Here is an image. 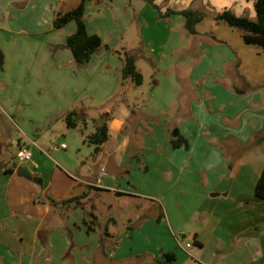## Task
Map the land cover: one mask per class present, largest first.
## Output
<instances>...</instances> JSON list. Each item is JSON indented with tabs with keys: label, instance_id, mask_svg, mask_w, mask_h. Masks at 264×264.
Masks as SVG:
<instances>
[{
	"label": "crops",
	"instance_id": "1",
	"mask_svg": "<svg viewBox=\"0 0 264 264\" xmlns=\"http://www.w3.org/2000/svg\"><path fill=\"white\" fill-rule=\"evenodd\" d=\"M139 1L85 3L86 30L98 35L102 44L88 63L77 67L66 48H55L74 33L75 23L53 29L52 20L56 13L75 8L80 0H0V115L14 126L18 119L28 141H18L17 148L30 151L32 145L48 155L43 147L52 151L51 147L33 140V131L52 118L64 121L71 110H82L92 123L94 118L83 99H93V86L83 92L98 75L112 71L113 43L121 41L129 30V21L120 15L121 7L128 2L132 11H137L143 6ZM210 1L200 0L205 4ZM217 1L229 10L236 1L237 11L231 10L234 14L254 17L252 0ZM197 2L153 0L152 4L157 9L165 4L160 9L163 14L167 9H194ZM246 7L251 12L243 10ZM201 21L195 26L196 34L205 35L199 31ZM210 36L228 52L226 66L211 68L207 74L213 75L217 88L223 84L232 92L225 91L231 97L221 101L222 110L212 114L214 117L202 114L201 105L195 110L191 99L181 98L173 103L171 117L162 120L165 125L160 131L152 129L146 137L143 125L148 126L149 119L144 118L151 116L143 110L136 115L128 105L104 108L109 138L97 157L81 165H54L68 173L72 170L86 187L75 198H63L58 190L56 200L47 197V190L60 175L52 168L49 185L44 187L31 151L25 171L35 181L17 175L11 163L0 165V264H155L166 261L167 253L173 254V259L166 264H264V201L254 195L263 165L226 164L219 142L234 139L222 146L232 153L231 149L242 144V135L263 134L264 97L261 95L260 101L256 94L252 99L241 98L233 90L263 87L259 74L264 72L260 64L264 49L245 44L240 34L233 40ZM181 73L191 83L194 69L185 68ZM175 128L177 135L186 139L187 148L172 147L169 129ZM261 138L264 140V135ZM66 149L65 144L56 151ZM145 149L149 154L142 163L132 164L130 158ZM103 156L104 165H94ZM11 162L20 165L15 156ZM91 194L95 203L84 207V199ZM102 201L115 219L103 223L97 216L96 204ZM120 203L121 218L127 221L126 226L121 222V228L116 216L120 213L112 210H120Z\"/></svg>",
	"mask_w": 264,
	"mask_h": 264
},
{
	"label": "rangeland",
	"instance_id": "2",
	"mask_svg": "<svg viewBox=\"0 0 264 264\" xmlns=\"http://www.w3.org/2000/svg\"><path fill=\"white\" fill-rule=\"evenodd\" d=\"M197 1V3H194L193 8L203 13V20L199 25V31L206 32L205 35L189 34L186 32L183 28V18L180 15L160 16V9L165 8V4L155 9L147 0H141L139 2L143 6L138 7L137 11L135 8V12L132 11L133 6H130L128 2L124 7H121L120 15H124L126 20L129 21V30L121 41L118 40L116 43H113L115 53L111 51L109 58L112 71L108 75H98L96 80H92L91 86L89 88L86 87V91L83 92L88 93L90 87L93 86V99H83V102L86 103L85 106L89 107L87 112H91L92 118L99 119L104 113V108L115 109V105H128L129 111L131 110L136 115L143 110V113L151 116L144 118L149 119L147 122L148 126L143 125V134L148 137L146 134H149L152 129L160 131L165 125L162 120L171 117L173 103H177L181 98L191 99L195 110H198L199 105H201L199 110L203 112L202 114H206V117H214L213 115L217 111L222 110L223 103L221 104V101H225L231 97L229 94H226L230 90H226V87L222 86L223 84H219L220 87L217 88L216 82H213V75L207 73L210 72L211 68L219 69L218 67L220 66V68L226 66L225 59L228 49L224 50V48H221L222 44L218 40L212 39L210 34L220 38L232 39L240 33L238 30L224 23H217L213 20V17L225 7L219 1L211 0L207 4L200 2V0ZM233 2V4L231 3L233 6L231 10L236 12L238 4H236V1ZM124 9H127L128 12L125 13ZM163 10L165 11L166 9ZM243 10L251 12L249 7L243 8ZM244 14L246 15V13ZM251 19H254V17ZM124 54L133 57L134 66L142 77L139 85H136L130 77H121L122 57ZM117 55H120L119 59ZM260 64L261 66L264 65L263 58L260 60ZM185 68L194 69L191 83L189 77H185L181 73L185 71ZM259 76L262 77V82L259 85L263 86L259 87L260 89L246 90L243 91V94L233 90V93H237L236 95L241 98L248 96L247 99H252L255 97L253 94H256L260 101V96L264 97V72L261 71ZM177 78L178 80H176ZM106 84L107 86L105 87ZM213 100L214 102H212ZM246 104L252 107L249 102H246ZM205 116L203 120L206 119ZM85 120L86 124L79 120L77 127L73 129L67 128L62 119L56 118H52L49 122L40 123V125L36 126V131H33V140H41L45 146L50 147L53 146L51 144L59 142L67 145L66 150L55 152L43 147V150H46L49 156L41 152L40 154L32 145L29 147L33 155L32 159L36 162L34 165L38 167L36 171L40 172L44 179V187L49 185V174L54 165H81L86 159L92 161L93 157H97V154L93 152L94 146L92 144H88L87 142H85L87 144L82 143V140L90 132H93L92 123L87 122V115ZM14 122L16 126L9 119L0 115V139L2 143L0 145V165H4L5 163L12 164L11 158L15 156L19 149L17 148V142L27 140L21 132L18 119L15 118ZM195 124L197 128L199 122L196 121ZM172 132L169 129V133L171 134ZM191 133L193 134L194 132L192 131ZM262 135H264V130ZM262 135H242V144L231 149L232 153L222 146L230 144L235 140L228 137L221 139L219 141L221 143L220 147L223 150L221 156L225 163L230 165H264V140L261 138ZM148 140L145 139L147 144ZM106 145L103 146L105 149ZM137 152L139 154L131 157L130 162L140 165L142 163L141 159L145 154H149V151L145 149V153H142L140 150ZM94 165H104V156L97 160ZM19 166L28 171L26 162L20 163ZM54 169L60 176L58 180L53 181L47 190L46 194L48 198H55L56 200L58 198L56 190L60 191L63 198L66 199L75 198L82 194V190H85L86 187L79 183L75 177L77 176L76 173L70 169H68L70 173L61 171L58 166ZM126 201L128 200H121L119 202L125 203ZM83 202L84 207H90L91 203H95V197L92 194L88 197L86 196ZM102 202L104 204H96L97 216L102 217L103 223L110 217L115 219L110 214L111 208L109 205L105 201ZM119 208L120 210H112H117V213H120L116 216H118L117 221H119V227L121 228V224L124 222L126 226L127 221L121 218L122 204L119 205Z\"/></svg>",
	"mask_w": 264,
	"mask_h": 264
},
{
	"label": "trees",
	"instance_id": "3",
	"mask_svg": "<svg viewBox=\"0 0 264 264\" xmlns=\"http://www.w3.org/2000/svg\"><path fill=\"white\" fill-rule=\"evenodd\" d=\"M87 1L89 0H80L75 8L66 12L56 13L52 20L53 29L62 28L71 21L75 23L76 28L74 33L67 36L63 46H57L55 48H66L71 53L73 62L77 67H81L88 63L91 56L101 48L102 44L98 35L89 34L86 30L83 15L85 3ZM152 1L153 0H147L148 3L157 9V7L152 4ZM252 2L254 19L249 18L245 14L236 15L229 9H223L213 17V20L238 30L245 44L255 45L264 49V0H252ZM169 14H179L182 16L183 27L189 34H196L195 26L203 18L202 12L191 8L180 11L167 9L165 13L160 14V16H168ZM122 59L121 77H130L136 85H139L142 81V77L134 66L133 57L124 54ZM235 90L238 93L243 92L238 89ZM85 117L86 115L82 110H71L67 112L64 117L65 125L67 128L73 129L77 127L79 120L86 124ZM92 124L93 132L87 135L83 141L92 144L94 146V154H98L102 144L109 138L107 118L102 116L99 119H93ZM170 141L173 148H179L180 146H184L185 148L188 147L186 139L181 135L171 138ZM5 172L7 171L5 170ZM254 195L259 200L264 201V165L254 186ZM164 256L166 261L173 259V254L171 253H167ZM166 261H156L155 264H166Z\"/></svg>",
	"mask_w": 264,
	"mask_h": 264
},
{
	"label": "built area",
	"instance_id": "4",
	"mask_svg": "<svg viewBox=\"0 0 264 264\" xmlns=\"http://www.w3.org/2000/svg\"><path fill=\"white\" fill-rule=\"evenodd\" d=\"M65 148V144L61 143L59 145H53L50 149L52 151H56V150H59V149H64ZM15 161L17 163H28L31 161V153L30 151H28L27 149H24V148H20L16 154H15ZM190 247V244L189 243H186L185 245V248H189Z\"/></svg>",
	"mask_w": 264,
	"mask_h": 264
},
{
	"label": "water",
	"instance_id": "5",
	"mask_svg": "<svg viewBox=\"0 0 264 264\" xmlns=\"http://www.w3.org/2000/svg\"><path fill=\"white\" fill-rule=\"evenodd\" d=\"M0 60H1V55H0ZM177 134H178V130L177 129H175L171 133V135L173 137L177 136ZM11 167L15 170L17 175H19V176L22 175L23 177H25V178H27L29 180L35 181V179L33 177H31L28 173H26V171L21 166L17 165L16 163H12Z\"/></svg>",
	"mask_w": 264,
	"mask_h": 264
}]
</instances>
